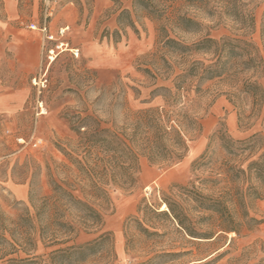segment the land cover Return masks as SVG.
<instances>
[{
    "label": "rangeland",
    "instance_id": "1",
    "mask_svg": "<svg viewBox=\"0 0 264 264\" xmlns=\"http://www.w3.org/2000/svg\"><path fill=\"white\" fill-rule=\"evenodd\" d=\"M245 2L254 18L250 28L220 15L215 0H0V255L15 248L21 256L23 249H34L45 257L59 247L90 243L93 250L71 264H264V193L245 209L228 203L238 223L243 210L260 220L238 234L221 231L224 222L201 206L204 197L216 198L234 185L244 188L229 181V168L264 151V106L251 117V100L241 96L250 117L239 125L237 107L226 94L232 88L225 81L202 82L200 90L192 86L180 97L200 130L186 133L188 150L177 162L151 164L140 157L132 186L108 184L105 193H91L63 154L83 155L81 134L71 128L77 121L113 132L126 127L131 133L137 111L161 104L160 96L149 99L150 91L170 86L183 67L177 54L152 56L164 34L184 44L205 35L251 40L263 60L262 72L253 73V79L264 88V0ZM49 12L50 33L64 28L59 40L67 44L53 60L46 57L50 42L29 27ZM177 15L197 21L200 29L181 31ZM210 58L194 54L187 60ZM255 133L253 150L241 155L229 154L221 139L244 140ZM51 180L64 188L72 184V193L100 212L101 225L79 229L65 244L52 245L55 227L41 231L44 223L75 221L76 214L65 205L54 216L46 210L35 218L36 207L51 194Z\"/></svg>",
    "mask_w": 264,
    "mask_h": 264
},
{
    "label": "trees",
    "instance_id": "2",
    "mask_svg": "<svg viewBox=\"0 0 264 264\" xmlns=\"http://www.w3.org/2000/svg\"><path fill=\"white\" fill-rule=\"evenodd\" d=\"M219 3V14L226 15L235 25L252 27L254 18L247 8L245 0H215ZM176 22L183 32L198 31L201 24L185 15H177ZM162 41L155 49L152 56L159 52L177 54L183 59L181 72L170 80V86L154 87L149 93L150 98L160 96L161 104L145 110H139L134 115L131 123V133L126 127L120 128V132H113L107 128L88 126L81 119L71 128L81 134L79 145L83 155L78 158L72 153L63 150V154L76 170L81 174V180L86 181V186L91 193H105L103 187L113 184L120 188L132 186L139 171L138 161L144 157L151 164H171L181 160L187 150L186 133L191 130L199 131L201 128L198 119L188 110L187 105H180L179 99L187 94L190 88L199 89V84L205 81H225L232 90L226 92L229 100L235 104L238 110L239 125H244L250 115L260 114L264 106V88L253 79V73L262 72V57L257 46L248 39L223 37L214 39L205 35L197 41L184 44L178 40L161 35ZM260 42L264 48V12L260 21ZM194 54H209L210 59L187 60ZM162 61L167 64L165 59ZM150 78L156 79L149 69H144ZM248 72L252 74L246 76ZM196 82V85L193 84ZM161 92V93H159ZM241 96H247L251 100V114L245 115L240 105ZM264 118V114H263ZM84 128L81 132L80 129ZM258 134H253L244 140H232L222 136L224 147L229 154L241 155L247 150H253ZM254 156V155H252ZM229 181L231 183L244 184V188L234 185L228 191H223L216 198H203L202 209L212 211L224 222L220 227L223 232L239 233L240 228L250 230L253 224H259L260 220L249 217L246 210L242 211V222L238 223L228 203L245 209L252 199L261 198L264 193V151L243 161L239 165L229 168ZM51 194L44 196L36 207L35 218L40 212L49 211V216H54L58 207L73 209L75 221L48 219L41 227V231L53 225L55 232L52 237V245L65 244L72 234L80 230H90L101 225V214L88 202L76 197L68 185L64 188L51 180ZM69 188L71 190H69ZM167 210L174 214L171 205L166 202ZM65 207V208H66ZM64 210V208H63ZM48 213V212H47ZM166 214V212H164ZM176 219V215H173ZM30 223L28 217L24 218ZM57 234L64 237H58ZM194 236L193 231H189ZM5 243L11 245L6 239ZM94 245L85 243L59 247L50 251L45 257L34 254V249H23L24 255L12 253L0 255V262L4 264H71L83 260L84 253L93 250ZM13 253H15L13 255ZM1 264V263H0Z\"/></svg>",
    "mask_w": 264,
    "mask_h": 264
},
{
    "label": "built area",
    "instance_id": "3",
    "mask_svg": "<svg viewBox=\"0 0 264 264\" xmlns=\"http://www.w3.org/2000/svg\"><path fill=\"white\" fill-rule=\"evenodd\" d=\"M48 16H50V12L48 14L45 13L41 23L39 24L31 23L29 27L31 30L39 32L42 35L44 41L50 42V46L46 48V57L48 58V60H52V58L56 56L58 51L62 50V47L63 49H65V46L67 44L59 40L60 38L63 37L65 33L64 28H60L58 32L55 34V36L50 33L49 24L47 22ZM57 35L59 37H56ZM70 51L72 52V49H70ZM73 54L77 56V50H75ZM19 142L25 143L23 139H19Z\"/></svg>",
    "mask_w": 264,
    "mask_h": 264
},
{
    "label": "bare ground",
    "instance_id": "4",
    "mask_svg": "<svg viewBox=\"0 0 264 264\" xmlns=\"http://www.w3.org/2000/svg\"><path fill=\"white\" fill-rule=\"evenodd\" d=\"M52 60H53V58H52ZM148 188V187H147ZM162 209V208H161Z\"/></svg>",
    "mask_w": 264,
    "mask_h": 264
}]
</instances>
